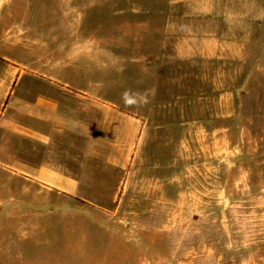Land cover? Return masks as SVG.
Returning a JSON list of instances; mask_svg holds the SVG:
<instances>
[{
	"label": "rangeland",
	"instance_id": "374dc122",
	"mask_svg": "<svg viewBox=\"0 0 264 264\" xmlns=\"http://www.w3.org/2000/svg\"><path fill=\"white\" fill-rule=\"evenodd\" d=\"M45 62L117 123L99 190L0 166V264H264V0H0L5 71Z\"/></svg>",
	"mask_w": 264,
	"mask_h": 264
},
{
	"label": "crops",
	"instance_id": "0c3cea01",
	"mask_svg": "<svg viewBox=\"0 0 264 264\" xmlns=\"http://www.w3.org/2000/svg\"><path fill=\"white\" fill-rule=\"evenodd\" d=\"M48 65L37 64L31 68L35 73L24 76L0 64V166L60 194L81 196L86 180L97 182L95 190L101 181L86 173V134L99 139L102 113L109 127L116 126L118 111L101 110L99 103L73 92V84Z\"/></svg>",
	"mask_w": 264,
	"mask_h": 264
}]
</instances>
